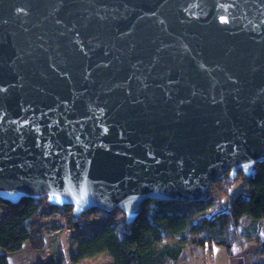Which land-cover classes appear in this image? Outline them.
Masks as SVG:
<instances>
[{"label": "water", "instance_id": "obj_1", "mask_svg": "<svg viewBox=\"0 0 264 264\" xmlns=\"http://www.w3.org/2000/svg\"><path fill=\"white\" fill-rule=\"evenodd\" d=\"M264 161V0H0V199L205 201Z\"/></svg>", "mask_w": 264, "mask_h": 264}, {"label": "trees", "instance_id": "obj_2", "mask_svg": "<svg viewBox=\"0 0 264 264\" xmlns=\"http://www.w3.org/2000/svg\"><path fill=\"white\" fill-rule=\"evenodd\" d=\"M238 178L244 180L246 191L236 193L226 206L219 205L213 196L205 201L145 200L131 223L124 218L120 226L108 221L74 245L75 232L89 224L86 213L106 210L90 208L77 216L71 206L51 205L44 197H23L17 203L0 199V247L15 252L26 244L34 251L44 252L49 245L38 264H74L104 252L112 257L113 264H174L186 246L208 250L220 246L233 254L234 243L245 239L258 245L251 264H264V241L260 235L264 226V161L257 163L255 173L248 177L239 173L229 178L224 173L211 183L210 191L221 185L222 195H226ZM55 208L63 214L53 215L50 220L51 216L45 213ZM44 217L57 227L50 233H35ZM245 219L246 226L242 222ZM61 234L67 242L66 256L59 240ZM0 264H9L6 255H0Z\"/></svg>", "mask_w": 264, "mask_h": 264}, {"label": "rangeland", "instance_id": "obj_3", "mask_svg": "<svg viewBox=\"0 0 264 264\" xmlns=\"http://www.w3.org/2000/svg\"><path fill=\"white\" fill-rule=\"evenodd\" d=\"M221 185H215L214 189L210 191L211 196L216 198L219 205L226 206L229 204L230 199L238 192L246 191V186L242 178H238L231 185L228 194L222 195L220 190ZM43 201V200H41ZM218 205V206H219ZM53 210L49 213H45L47 216H51L50 220L53 219V215L63 214L62 211ZM2 216V208H0V218ZM85 218L89 221V224L86 227H83L80 231L75 232L72 245L76 244L78 240L85 234H88L90 231L94 230L97 227L102 226L106 222H115L118 226L122 224V219L124 218V213L121 209L115 208L109 211H90L87 212ZM48 218H43V224L39 226L35 233H50L53 232L54 228L53 222ZM48 220V221H47ZM243 225L246 226L248 219L242 221ZM61 246L63 248L65 256L68 252L67 242H65L64 235L59 236ZM51 241L49 240V243ZM233 254L226 253L225 248L220 246H215L211 250H208L207 247H197V246H186L179 257V259L174 264H237L235 260L233 261V256L238 252H243L246 245V240H240L234 243ZM49 250V245H47L46 250L43 252L34 251L29 248L26 244L23 247L15 252H6L3 248L0 247V255H6L9 260V264H38L39 260L42 258L44 253L46 254ZM69 264V263H68ZM74 264H113L112 257L107 253H100L91 257L82 259L81 261Z\"/></svg>", "mask_w": 264, "mask_h": 264}, {"label": "crops", "instance_id": "obj_4", "mask_svg": "<svg viewBox=\"0 0 264 264\" xmlns=\"http://www.w3.org/2000/svg\"><path fill=\"white\" fill-rule=\"evenodd\" d=\"M260 235L264 241V226L260 228ZM258 245H256L253 241H247L245 245V249L242 252H238L233 256V261L237 262V264H251V257L255 253Z\"/></svg>", "mask_w": 264, "mask_h": 264}, {"label": "built area", "instance_id": "obj_5", "mask_svg": "<svg viewBox=\"0 0 264 264\" xmlns=\"http://www.w3.org/2000/svg\"><path fill=\"white\" fill-rule=\"evenodd\" d=\"M68 233H70V232L68 231Z\"/></svg>", "mask_w": 264, "mask_h": 264}]
</instances>
